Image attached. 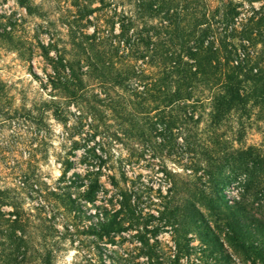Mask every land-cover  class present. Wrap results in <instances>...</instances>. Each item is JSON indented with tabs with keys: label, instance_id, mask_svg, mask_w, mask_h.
Segmentation results:
<instances>
[{
	"label": "rangeland",
	"instance_id": "1",
	"mask_svg": "<svg viewBox=\"0 0 264 264\" xmlns=\"http://www.w3.org/2000/svg\"><path fill=\"white\" fill-rule=\"evenodd\" d=\"M30 2L37 6L33 13L18 0H0V187L8 193L6 202H0V264H40L43 245L54 247V264H254L234 237L242 230L249 240L264 236L256 232L263 228L264 194L246 188V175L232 166L222 170L223 181L212 188L195 181L186 167L192 153L185 138L196 131L204 135L208 116L198 125L189 122L186 131L174 129L171 140L157 142L153 150L132 140L139 156L125 163L126 144L122 135H114L119 126L103 101L105 87L87 73L77 44L80 34L72 38L71 0ZM42 44L50 47L48 55ZM59 55L87 73L75 97L53 87L52 59ZM91 106L101 116L98 128L91 125ZM233 123L220 132L237 147L242 144ZM262 125L257 119L247 128L245 146H264ZM100 155L110 157L102 165L104 188L96 200L87 201L80 195L84 187L66 188L59 178L67 159L72 162L69 174L83 175L90 163L100 162ZM112 174L140 217L135 225L129 220L132 212L122 209ZM172 178L187 181L175 198H170ZM169 200L171 207L162 213ZM118 209L124 228L108 234L98 223ZM15 210L21 224L14 222ZM177 241L184 249L175 263Z\"/></svg>",
	"mask_w": 264,
	"mask_h": 264
},
{
	"label": "trees",
	"instance_id": "2",
	"mask_svg": "<svg viewBox=\"0 0 264 264\" xmlns=\"http://www.w3.org/2000/svg\"><path fill=\"white\" fill-rule=\"evenodd\" d=\"M18 1L28 13L37 7L30 0ZM71 4L75 8L68 21L72 38L76 40L80 34L77 44L86 57L87 73L105 87L103 101L119 126L114 135H122L126 144L125 163L139 156L132 140L140 139L137 142L143 148L153 150L157 142L167 144L174 129L182 132L189 122L198 125L206 115L204 135L196 131L184 141L192 153L186 167L196 175L195 181L216 187L223 181L222 170L232 166L234 172L246 175V188L264 194V146L242 143L247 128L259 119L263 121L264 145V0H71ZM90 26L92 32H88ZM41 46L48 55L50 47ZM52 60L53 87H62L75 97L87 73L76 71L75 63L64 61L62 55ZM89 110L91 125L98 128L101 116L96 107ZM233 122L236 139L242 144L237 147L220 132L234 126ZM99 158L83 175H70L72 162L67 159L59 179L69 189L84 187L80 192L83 199L96 200L104 188L102 165L110 157ZM109 178L120 189L119 202L127 213L132 212L129 220L135 225L140 217L131 208L127 191L115 174ZM186 182L172 178L170 198ZM6 194L7 189L0 187L1 203L6 202ZM171 204L169 200L162 213ZM115 212L98 223L108 234L124 228L121 209ZM15 215L14 222L21 224L19 211ZM259 223L264 228V221ZM263 228L256 232L264 234ZM244 234L242 230L241 236L234 237L235 245L254 264H264V236L249 240ZM176 248L175 263L184 246L177 241ZM54 252V247L43 245L40 264H54Z\"/></svg>",
	"mask_w": 264,
	"mask_h": 264
}]
</instances>
